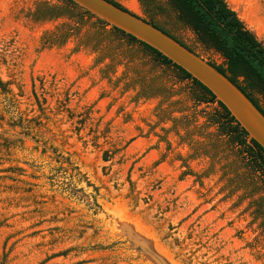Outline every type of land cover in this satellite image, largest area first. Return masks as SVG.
Masks as SVG:
<instances>
[{
  "label": "rangeland",
  "instance_id": "obj_1",
  "mask_svg": "<svg viewBox=\"0 0 264 264\" xmlns=\"http://www.w3.org/2000/svg\"><path fill=\"white\" fill-rule=\"evenodd\" d=\"M112 1L145 18L138 0ZM225 2L264 45V0ZM61 5L71 8L0 0V263L155 264L113 230L116 208L168 264H264V227L249 204L264 187L233 190L230 149L206 144L217 103H195L189 81L141 45L100 33L96 17L52 43L77 22L37 10ZM156 18L206 61H224L172 9ZM137 67L171 94L137 97Z\"/></svg>",
  "mask_w": 264,
  "mask_h": 264
},
{
  "label": "trees",
  "instance_id": "obj_2",
  "mask_svg": "<svg viewBox=\"0 0 264 264\" xmlns=\"http://www.w3.org/2000/svg\"><path fill=\"white\" fill-rule=\"evenodd\" d=\"M64 1L70 5L71 8L61 5L37 10V16L41 18L46 16H62L68 13L73 21L77 22V25L71 26L68 33L64 35L60 34L52 40V43H61L70 35L77 34L79 31V24L82 22L83 17L86 16L88 19L95 17L72 1ZM106 1L121 7L112 0ZM138 1L143 7L145 18L142 19L144 21L158 28L191 52L199 55L195 52L193 47L186 45L171 29L158 22L156 16L166 14L169 8L172 9L175 12L176 20L180 24L190 29L202 45L213 48L224 59L221 64H215L211 61L207 62L236 85L264 115V110L258 105L253 95L255 92L264 95V45L245 27L242 20L237 16L236 12L227 5L225 0H166L168 4L167 7L161 4L159 0ZM123 9L126 10L125 8ZM96 23L98 24L100 33L103 31L109 34H119L126 37L129 42L141 45L143 47V52L148 55L153 65H161L165 69H170L173 77L179 82L185 80L189 81L190 88L187 94L195 103L216 102L220 109H217L206 118L207 126L214 127L212 134L213 139L206 144L214 147V150L220 145H225L230 149V155L232 157L226 164L234 173V177L230 179V181L235 183L233 190H238L243 187V195L246 197L252 196L257 189H259V186L262 188L264 187V150L254 140L247 142V133L245 130L240 127L228 110L215 99L214 95L207 88L147 44L138 41L131 35L113 26L106 31L103 30L108 24L98 18H96ZM93 36L94 33H87L84 38L85 44H90L94 39ZM98 45L99 42L94 40L92 45L93 49H96ZM110 49L111 48H107L106 50L105 48L103 51L106 50L108 52ZM107 52L98 59L100 60L108 56ZM135 73L139 76L142 73L141 68H135ZM135 82H139V88L136 93L137 97H167L171 94V87L167 88L164 83L157 82L155 77L146 80L142 74L139 80ZM0 88L2 91L6 90L5 84L1 81ZM205 153H208L207 149L204 150V154ZM215 154L216 151H214L213 155ZM240 168L244 170L238 172ZM254 184L257 186L253 188ZM248 187L251 188L246 191ZM263 203L264 196L251 200L249 204L255 206L253 209L254 217L260 218V224L264 227Z\"/></svg>",
  "mask_w": 264,
  "mask_h": 264
},
{
  "label": "water",
  "instance_id": "obj_3",
  "mask_svg": "<svg viewBox=\"0 0 264 264\" xmlns=\"http://www.w3.org/2000/svg\"><path fill=\"white\" fill-rule=\"evenodd\" d=\"M96 18L124 33L131 35L166 57L173 64L207 88L247 133V142L254 140L264 150V115L225 75L205 59L144 21L134 13L106 0H70ZM111 224L117 234L124 236L139 252L147 255L155 264H168L139 235L133 226L120 220L121 210L111 208Z\"/></svg>",
  "mask_w": 264,
  "mask_h": 264
}]
</instances>
